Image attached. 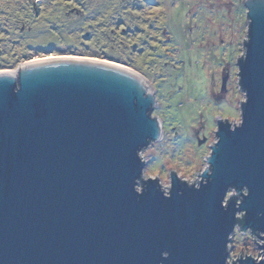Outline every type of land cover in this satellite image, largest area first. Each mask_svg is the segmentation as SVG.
<instances>
[{
	"label": "water",
	"instance_id": "95a60500",
	"mask_svg": "<svg viewBox=\"0 0 264 264\" xmlns=\"http://www.w3.org/2000/svg\"><path fill=\"white\" fill-rule=\"evenodd\" d=\"M243 3L240 121L217 122L198 187L173 174L168 194L155 178L138 189L162 136L138 73L71 60L0 73V264H228L243 230L259 259L232 264H264V0Z\"/></svg>",
	"mask_w": 264,
	"mask_h": 264
},
{
	"label": "rangeland",
	"instance_id": "374dc122",
	"mask_svg": "<svg viewBox=\"0 0 264 264\" xmlns=\"http://www.w3.org/2000/svg\"><path fill=\"white\" fill-rule=\"evenodd\" d=\"M133 1L136 6L129 0L127 4H131L129 15L131 12L137 24L127 34L124 27L128 21L124 27L113 25L114 19L110 23L108 19L91 20L90 15L80 21L72 5L50 13L44 8L45 0H0V72H13L37 59L80 57L111 59L141 75L154 89L156 107L151 116L162 124L160 140L150 143L141 154L145 164L142 179H158L162 190L169 192L173 174L187 185L198 181L194 178L202 175L216 142L217 122L240 121L244 98L237 92L234 66L244 56L249 20L245 0ZM28 5L30 12L25 9ZM110 25L112 30L107 28ZM81 36L87 41L96 37L97 51L110 41L120 49L111 46L103 55L105 59L75 55L81 52L57 56L43 49L54 46L62 50L66 47L54 43H78ZM253 239L262 243L257 237L235 231L227 252L232 258L239 253L258 258Z\"/></svg>",
	"mask_w": 264,
	"mask_h": 264
},
{
	"label": "trees",
	"instance_id": "16d2710c",
	"mask_svg": "<svg viewBox=\"0 0 264 264\" xmlns=\"http://www.w3.org/2000/svg\"><path fill=\"white\" fill-rule=\"evenodd\" d=\"M128 0H106L105 2L102 0L103 3L98 2V0H96L95 5L92 3V0L89 2L87 0H45V7L44 8H48L50 13H54V12H59L62 8H64V6H70L72 5V7L78 12H76V17L75 18H80V21L82 20V17L85 20V16L90 15L91 20H95V19H108L109 23L111 22V20H115V22H113V25L115 24L116 26H123L124 24L127 22V26L124 28H128L127 34H130V30L134 29V26L137 24L136 21H134L135 19H131L130 15H129V11L132 10L131 4L130 3H134L133 7L136 6L135 2L133 0H129L130 3L127 4ZM66 2V3H65ZM49 5V6H48ZM82 5V7H81ZM83 5H89L90 7L85 8L83 7ZM122 8H118L119 10H117V7H121ZM128 6V7H127ZM30 5H28V9L25 7V9L27 10L26 12H30L29 9ZM25 12V13H26ZM33 12V11H32ZM126 12H128V16L126 15ZM47 15V14H46ZM43 15V16H46ZM123 19H125V21L123 22ZM101 21V20H100ZM83 24V23H82ZM85 24H83L82 26H84ZM58 27L56 26L55 28H51L50 30H56ZM107 28H110V30H112V25H110L109 27L107 26ZM109 30V32H110ZM120 30L122 31V28H120ZM125 33V32H124ZM126 34V33H125ZM76 35V34H75ZM84 36V33L83 35ZM82 36L80 37L81 39L78 40V43H63L66 42L64 40H61V42L58 43H54L56 46H59V48H62V46H65L66 48L71 47V48H76L78 49L77 51H67L68 49L66 48H62L59 50H56L54 46H50L48 49H44V51H52L53 53H55L57 56L59 55H64L68 54L71 55V53L73 52H81V54H75V55H80V56H84V57H95V58H100V59H105L103 58V55H105V52L107 50H110V47L115 45L116 51L117 49H120L118 47V45L116 44V42L110 41V45L107 44L105 46H102L100 48L99 51L96 50V48H98L95 44L96 42V37H94L93 39H91L90 41L85 40V37L82 38ZM99 49V48H98ZM122 49V48H121ZM82 50V51H79ZM43 51V52H44ZM114 51V52H116ZM74 55V54H73ZM108 60V59H107ZM112 62H115L114 60L109 59ZM241 59L238 60V62ZM118 63V62H115ZM123 65V64H122ZM126 66V65H124ZM140 183H143V179L140 180ZM230 201H236V197H232L228 200ZM243 224H244V220L243 218L241 219H236V226L239 227L240 230H243Z\"/></svg>",
	"mask_w": 264,
	"mask_h": 264
},
{
	"label": "bare ground",
	"instance_id": "6f19581e",
	"mask_svg": "<svg viewBox=\"0 0 264 264\" xmlns=\"http://www.w3.org/2000/svg\"><path fill=\"white\" fill-rule=\"evenodd\" d=\"M67 60L81 61V62H90V63H95V64L106 65V66H110V67H113V68H117V69H121V70L127 71L129 73L136 74V72L132 71L131 69H129V68L125 67V66L116 64V63L107 62V61H101V60H96V59H89V58H80V57H55V58L51 57V58L37 59V60L28 61V62L24 63L23 65H21V67L28 66V65H33V64H37V63H42V62L67 61ZM0 73L10 74L12 76L15 75L14 71L13 72H11V71H1ZM141 81L146 85L147 89L152 91V89L148 86V82L145 79L142 78Z\"/></svg>",
	"mask_w": 264,
	"mask_h": 264
},
{
	"label": "built area",
	"instance_id": "2783aa9c",
	"mask_svg": "<svg viewBox=\"0 0 264 264\" xmlns=\"http://www.w3.org/2000/svg\"><path fill=\"white\" fill-rule=\"evenodd\" d=\"M203 174V173H202ZM199 179H202V175L200 176V178ZM203 181H197L196 182V186L198 187L199 185H200V183H202ZM194 185V184H193ZM192 185V186H193ZM141 186L142 185H140V181H138L137 182V187H138V189L139 190H141ZM166 194H168V192H165ZM231 195H232V190H230L229 191V193H228V195H227V198L225 199V201H224V203H223V205H225L226 204V202L230 199V197H231ZM240 202H241V198H240ZM242 215L243 214H237L236 215V217H242ZM235 232V231H234ZM234 232L232 233V236H231V238L233 237V234H234ZM239 232V231H238ZM240 233V232H239ZM241 235H247V234H250L251 236H252V232L250 231V230H248V231H243V234L242 233H240ZM253 237V236H252ZM231 238L228 240V244H227V251H228V249L230 248V241H231ZM256 244L257 245H262L263 243H259L258 242V240H257V242H256ZM250 257H252L253 255H249ZM238 257V256H237ZM237 257H235V258H232L231 256H230V254L228 253V256H227V260H228V264H232L236 259H237ZM245 257H246V255L245 256H243V255H241V260H245ZM253 258H255V259H259V257L257 258V257H253ZM234 264H238L237 262L236 263H234Z\"/></svg>",
	"mask_w": 264,
	"mask_h": 264
},
{
	"label": "clouds",
	"instance_id": "9594fccd",
	"mask_svg": "<svg viewBox=\"0 0 264 264\" xmlns=\"http://www.w3.org/2000/svg\"><path fill=\"white\" fill-rule=\"evenodd\" d=\"M140 181V180H139ZM227 198V197H226ZM244 231V230H243ZM234 232V231H233Z\"/></svg>",
	"mask_w": 264,
	"mask_h": 264
}]
</instances>
